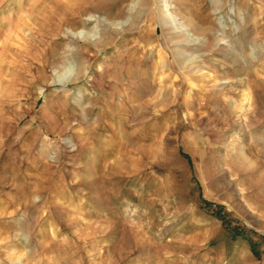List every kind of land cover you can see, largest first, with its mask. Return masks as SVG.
<instances>
[{
  "label": "rangeland",
  "instance_id": "1",
  "mask_svg": "<svg viewBox=\"0 0 264 264\" xmlns=\"http://www.w3.org/2000/svg\"><path fill=\"white\" fill-rule=\"evenodd\" d=\"M143 1L0 0V264H264V0Z\"/></svg>",
  "mask_w": 264,
  "mask_h": 264
},
{
  "label": "bare ground",
  "instance_id": "2",
  "mask_svg": "<svg viewBox=\"0 0 264 264\" xmlns=\"http://www.w3.org/2000/svg\"><path fill=\"white\" fill-rule=\"evenodd\" d=\"M63 1V0H62ZM152 2V1H151ZM145 5H148V0H145V1H143V3L141 4V6H145ZM135 6V5H134ZM92 8V7H91ZM89 9H90V7H89ZM92 10V9H91ZM133 10H135V16L136 17H139V15L141 14V11L140 10H138L137 8H135V9H133ZM118 11V10H117ZM112 14V13H111ZM109 16V15H108ZM106 17V16H105ZM184 17V16H183ZM154 18V17H153ZM156 18V17H155ZM134 20V19H133ZM155 20H157V19H155ZM160 20H162V19H160ZM198 20V19H197ZM183 21H184V23H185V25H186V27L190 30V31H192L193 33H195L196 35H198V36H202V37H204L205 39H206V43L207 44H210V41H209V36H210V34H211V29H210V27L209 26H204V25H201L200 23H198V22H196L192 17H185L184 19H183ZM155 22V21H154ZM211 23V22H210ZM162 25V24H161ZM163 27V26H162ZM27 32V31H26ZM25 32V33H26ZM263 33V32H262ZM264 34V33H263ZM97 39V38H96ZM85 40V39H84ZM91 41V40H90ZM212 41V40H211ZM96 42H98L99 44H103V39L101 40L100 39V37H99V39H97L96 40ZM244 48V45H242L241 46V48ZM53 55V54H52ZM52 55H49V56H52ZM46 56V55H45ZM246 59H247V62H248V64H249V67L250 66H252V64H253V61H252V59L250 58V56H249V54L248 53H244V55H243ZM53 57V56H52ZM51 57V58H52ZM161 58V57H160ZM159 58V59H160ZM0 60H2V59H0ZM6 60V59H5ZM48 61V60H47ZM51 61V60H50ZM1 62V61H0ZM6 62H8V61H6ZM11 62V61H10ZM44 63H46L45 62V60H44ZM8 64H9V62H8ZM46 64H48V63H46ZM68 64V63H67ZM166 64H167V59L165 58V57H163V58H161L160 59V65H158V68H164L165 66H166ZM237 65V64H236ZM235 65V66H236ZM156 66V65H155ZM257 66H259L260 68V71L262 70V68H264V64H263V61H259L258 63H257ZM170 67V66H169ZM85 69V68H84ZM155 69H156V67H155ZM245 69V68H244ZM249 69V68H248ZM97 70L98 71H100L101 70V67L100 66H98V68H97ZM157 70V69H156ZM75 71V70H74ZM72 72V74H73V76H71V77H67V76H65L64 74V77H62L61 79H58V80H54L53 82L54 83H56V84H61V85H64V84H66V83H70V82H73L74 80H76L79 76H81L82 74H83V70L82 71H80V70H78V71H76V72ZM63 72V71H62ZM66 72V70H64V73ZM4 77V76H3ZM4 79H7L6 77L4 78ZM48 79V78H47ZM8 80V79H7ZM42 84H43V82H42ZM47 84V83H46ZM31 85V84H30ZM62 93V92H61ZM48 96V95H47ZM46 99V98H45ZM34 100H35V98H34ZM37 101V100H36ZM251 101V100H250ZM249 101V103H251ZM249 106H251V104H249ZM42 109V108H41ZM44 110V109H43ZM43 112V111H42ZM250 116H251V114H245L244 115V123L247 125L248 123H249V118H250ZM49 117V116H48ZM242 119V118H241ZM49 120V119H48ZM51 121V120H50ZM259 127V126H258ZM249 133V142L251 143V144H253V138L254 137H259V139L262 141L261 143H259V142H257V144H256V148L258 149V147H261V146H263V149H264V131L262 132V131H260V129L258 130V129H252V130H249L248 131ZM59 133V132H58ZM57 134V133H56ZM261 144V145H260ZM260 150V149H259ZM260 152V151H259ZM237 160V159H236ZM244 153L243 152H241L240 153V155H239V157H238V162L237 163H239V164H243V165H245L244 164ZM236 162V161H235ZM237 165V164H236ZM238 166V165H237Z\"/></svg>",
  "mask_w": 264,
  "mask_h": 264
}]
</instances>
